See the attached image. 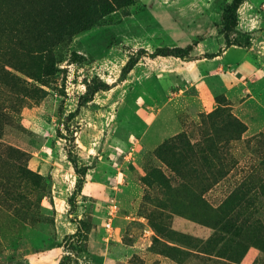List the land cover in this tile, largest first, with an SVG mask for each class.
<instances>
[{"label": "rangeland", "instance_id": "obj_1", "mask_svg": "<svg viewBox=\"0 0 264 264\" xmlns=\"http://www.w3.org/2000/svg\"><path fill=\"white\" fill-rule=\"evenodd\" d=\"M231 1L133 0L46 42L33 13L51 0H0V264L68 261L61 245L79 221L87 251L69 264H264V126L249 130L227 95L241 85L206 67L230 47L215 65L249 48L264 61V0L241 5L228 46ZM193 42L189 56L147 54L121 78L138 50ZM178 134L215 142L211 165L175 154V172L157 148ZM71 158L87 168L81 191ZM124 217L143 228L135 247Z\"/></svg>", "mask_w": 264, "mask_h": 264}, {"label": "trees", "instance_id": "obj_2", "mask_svg": "<svg viewBox=\"0 0 264 264\" xmlns=\"http://www.w3.org/2000/svg\"><path fill=\"white\" fill-rule=\"evenodd\" d=\"M52 7L51 10H46L45 7L35 8L33 16H35L34 24L37 22L42 25V27L37 28L34 33L35 38H41L46 42H51L54 39H57L60 36H65L66 34H75L82 30H85L92 26L100 16H105L107 13L114 10L116 7L123 6L124 4H129L133 0H51ZM246 0H232L228 3L222 15V28L225 32L228 46L232 44H237L230 42L229 34L236 30L239 23V8L244 4ZM40 17L43 18L41 23ZM198 42H193L185 47H161L156 49L153 53H149L145 49H140L136 53L132 54L129 60L126 62L122 69L121 78L124 79L132 71V69L139 62L140 58L144 55L150 54L152 57L158 56H176V57H187L194 50ZM218 54L212 55V57L217 56ZM88 91L85 95L86 101H89L91 98L88 96L94 95L99 90L107 89V85L102 81L96 83L94 86L87 84ZM217 113V111L215 112ZM74 114V113H73ZM72 114V115H73ZM216 115V114H215ZM214 116V115H213ZM218 117V116H217ZM211 118V117H210ZM224 120H226L224 118ZM228 120L233 125H240L239 121L231 120L228 117ZM244 128V127H243ZM246 129V127H245ZM244 129V130H245ZM195 142L193 143L187 135L178 134L170 140H166L161 146L157 148V153L159 156H162L169 165L172 166L175 172H178L180 176H183L181 169L182 160L188 159L189 157L198 159H203L204 165L208 166L211 163H208L207 156L211 157L214 153L219 150L217 144L210 142V139ZM170 156L167 158V155ZM177 155L180 161L175 160L171 161V156ZM73 163L74 169L78 174L77 179V189L76 191H81L84 183V178L87 172L86 167H79V164L76 159H70ZM215 183V182H214ZM212 187V184L209 186L203 187V192L208 191ZM76 194V193H74ZM203 196V195H202ZM75 206V203L73 202ZM87 241H88V230L83 222L79 221L77 224V229L75 232L70 233L64 237L63 246L67 252L68 261L59 260L58 264H69L72 260V255L74 252H85L87 251Z\"/></svg>", "mask_w": 264, "mask_h": 264}, {"label": "crops", "instance_id": "obj_3", "mask_svg": "<svg viewBox=\"0 0 264 264\" xmlns=\"http://www.w3.org/2000/svg\"><path fill=\"white\" fill-rule=\"evenodd\" d=\"M259 34L264 37V25L259 29ZM230 49L231 47L224 51L223 54H218L208 59L206 67L221 69L223 74H220L219 79L223 84L239 83L241 85L243 89L242 95H239L241 92L237 95L234 91L232 93L228 92L227 94L229 99H232L234 102L233 110L238 117L247 123L249 130H260L264 126V87L262 86L264 79V61L260 62L251 48H249L244 51V55L241 58L229 59L226 60V64L218 63L215 65L214 63L223 60L228 55ZM121 223L124 224L125 231L131 229L130 235L135 238V244L129 246H137L140 240L139 238L143 235V228L137 226L128 217H124Z\"/></svg>", "mask_w": 264, "mask_h": 264}, {"label": "built area", "instance_id": "obj_4", "mask_svg": "<svg viewBox=\"0 0 264 264\" xmlns=\"http://www.w3.org/2000/svg\"><path fill=\"white\" fill-rule=\"evenodd\" d=\"M117 207H118V204L113 200V203L111 205L110 217H109L108 222H107V229L110 232H111V230H113V221H114V218L116 216L115 213L117 211Z\"/></svg>", "mask_w": 264, "mask_h": 264}]
</instances>
